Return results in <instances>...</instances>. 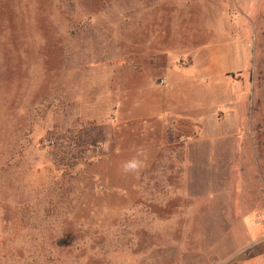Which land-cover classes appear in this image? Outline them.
<instances>
[{"label":"rangeland","instance_id":"1","mask_svg":"<svg viewBox=\"0 0 264 264\" xmlns=\"http://www.w3.org/2000/svg\"><path fill=\"white\" fill-rule=\"evenodd\" d=\"M210 46L214 109L145 112ZM232 263L264 264V0H0V264Z\"/></svg>","mask_w":264,"mask_h":264},{"label":"crops","instance_id":"2","mask_svg":"<svg viewBox=\"0 0 264 264\" xmlns=\"http://www.w3.org/2000/svg\"><path fill=\"white\" fill-rule=\"evenodd\" d=\"M152 43L155 44V38H152ZM200 58H203L205 69H199V77H189L185 73L172 74L170 72L165 76L166 90L162 91L160 98H156L157 92L151 97L145 98V112L160 115L177 114L183 112H191L193 109L205 110L206 114L214 109L218 103L211 99V93H214L211 88L206 86V82H217L223 79V74L218 70L217 66L211 61L218 57L214 46L199 53ZM211 92V93H210ZM210 94V97H209ZM173 95L174 100L170 102L167 96ZM166 114V115H165ZM237 264V263H236Z\"/></svg>","mask_w":264,"mask_h":264},{"label":"clouds","instance_id":"3","mask_svg":"<svg viewBox=\"0 0 264 264\" xmlns=\"http://www.w3.org/2000/svg\"><path fill=\"white\" fill-rule=\"evenodd\" d=\"M141 167V163L140 161L136 160V159H132L128 162H126L123 165V170L125 172H136L138 171V169Z\"/></svg>","mask_w":264,"mask_h":264},{"label":"water","instance_id":"4","mask_svg":"<svg viewBox=\"0 0 264 264\" xmlns=\"http://www.w3.org/2000/svg\"><path fill=\"white\" fill-rule=\"evenodd\" d=\"M232 264H236V263H232Z\"/></svg>","mask_w":264,"mask_h":264}]
</instances>
